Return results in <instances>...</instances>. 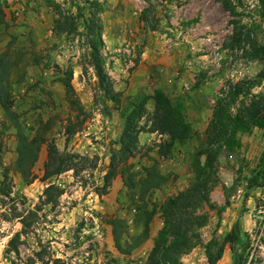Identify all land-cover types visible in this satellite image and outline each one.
I'll list each match as a JSON object with an SVG mask.
<instances>
[{
	"label": "rangeland",
	"instance_id": "rangeland-1",
	"mask_svg": "<svg viewBox=\"0 0 264 264\" xmlns=\"http://www.w3.org/2000/svg\"><path fill=\"white\" fill-rule=\"evenodd\" d=\"M230 1L237 7L235 17L218 0H74L73 5L70 0H0L5 21L0 54L8 53L14 111L30 138L45 139L26 180L15 169L17 132L0 107V180L3 173L10 178L6 194H0V264H148L164 227L165 206L194 181L196 162H204L198 154L207 146L217 97L262 68L250 58L248 44H264L263 7L258 0ZM57 6L72 15L59 32ZM233 20L245 29L240 46L232 49ZM99 33L120 104L103 93L92 66L90 42ZM68 81L75 96L68 92ZM156 91L171 100L191 131L188 140L170 148L167 136L152 132ZM263 92L264 84L255 90ZM142 100L147 101L140 121L145 131L126 167L137 187L127 189L118 173L105 191L130 104ZM238 109L241 99L234 113ZM237 138L239 147L218 153L209 200L196 210L195 245L177 264H208V253H215L237 225L242 237L237 248L249 238L250 261L264 264V130L253 127ZM54 143L71 169L45 180L48 148ZM149 169L165 179L151 193L156 214L150 235L123 254L115 248L111 221H124L125 241L142 234L136 206ZM49 186L55 188L52 203L45 196ZM19 216H29L31 227L14 252L9 242L22 231ZM218 264H234L229 244Z\"/></svg>",
	"mask_w": 264,
	"mask_h": 264
},
{
	"label": "trees",
	"instance_id": "trees-1",
	"mask_svg": "<svg viewBox=\"0 0 264 264\" xmlns=\"http://www.w3.org/2000/svg\"><path fill=\"white\" fill-rule=\"evenodd\" d=\"M72 5L74 0H70ZM222 3L224 9L235 17L237 7L230 0H218ZM263 7L262 18L264 19V0H258ZM98 5V2L92 3ZM58 19L56 21V31L63 30V24L67 23L72 15L65 12L60 6L56 7ZM0 10V25L5 21ZM95 17V16H93ZM234 31L231 38V48L240 46L244 37L245 27L240 22H232ZM100 43H102L101 34L98 39L91 40V59L92 66L99 80V85L106 97L115 104H120V94L115 90L112 80L106 72L104 61L100 52ZM249 56L252 60L262 64L259 73L251 78L238 81L228 86L227 92H222L217 97L216 105L211 123L206 130L207 146L198 154L203 157L204 162L197 161L195 164L196 175L194 181L184 191L171 198L164 208V227L159 235L156 244L151 251L148 264H177L182 255L186 254L195 245L197 216L196 210L203 203L209 200L210 191V173H214L215 163L219 151L224 147L233 150L240 146L237 135L238 133H248L253 127L264 130V92L255 93L257 88L264 84V44L257 40L249 42ZM68 92L75 96L74 88L70 81L66 83ZM242 100V109L234 113L235 106ZM73 105L82 112L80 102L74 100ZM146 100L140 103H131L133 107L126 114V127L118 142L119 148L114 151L111 158L110 172L106 176L104 190L108 188L111 180L120 173L124 185L127 189L134 191L137 184L129 176L127 164L135 157L139 145L140 136L144 129L140 126V121L146 115ZM0 107L3 109L8 121L16 130L17 138V160L15 169L26 180L32 177L33 168L37 163L42 146L45 143L44 136L37 134L30 138L20 123L19 115L14 111L13 95L11 86L10 64L8 53L0 54ZM81 107V108H80ZM152 132L161 136H167L169 139L168 148L176 142H185L190 136V127L185 122L184 116L171 103V100L162 92L156 91L154 96V115H153ZM163 154V152L161 153ZM70 160L67 155L63 154L58 146L54 143L48 148V161L45 167L44 179L48 180L54 176L61 175L70 168ZM4 168L3 153L0 147V170ZM0 194H6L7 183L10 180L8 173L1 174ZM164 177L156 169L147 170V176L140 183V193L136 208V223L141 226L143 232L140 236L132 239V242L125 241L126 224L124 221L115 219L111 221L112 233L115 248L123 254L131 253L138 249L150 235L151 223L155 217L156 209L152 204L151 193L159 189ZM8 188V187H7ZM55 188L49 186L45 191L47 202L52 203L51 191ZM22 225V231L17 233L9 242V248L17 252L16 241L30 229L29 216L23 218L19 216ZM246 242L243 249L237 247L242 243L241 232L237 225L224 242L216 245L215 253H208V264H218L224 256L226 245L229 244L234 253V264H253L246 254L250 241Z\"/></svg>",
	"mask_w": 264,
	"mask_h": 264
}]
</instances>
